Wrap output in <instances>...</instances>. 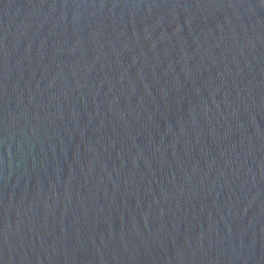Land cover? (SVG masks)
<instances>
[{
  "label": "water",
  "instance_id": "95a60500",
  "mask_svg": "<svg viewBox=\"0 0 264 264\" xmlns=\"http://www.w3.org/2000/svg\"><path fill=\"white\" fill-rule=\"evenodd\" d=\"M0 264H264V0H0Z\"/></svg>",
  "mask_w": 264,
  "mask_h": 264
}]
</instances>
